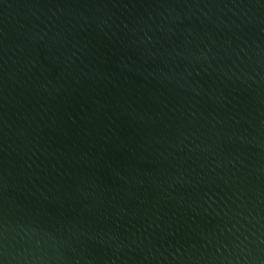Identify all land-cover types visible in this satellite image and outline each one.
Here are the masks:
<instances>
[{"label": "water", "instance_id": "1", "mask_svg": "<svg viewBox=\"0 0 264 264\" xmlns=\"http://www.w3.org/2000/svg\"><path fill=\"white\" fill-rule=\"evenodd\" d=\"M0 264H264V0H0Z\"/></svg>", "mask_w": 264, "mask_h": 264}]
</instances>
